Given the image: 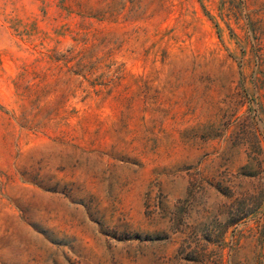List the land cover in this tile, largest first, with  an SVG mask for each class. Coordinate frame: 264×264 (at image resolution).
I'll list each match as a JSON object with an SVG mask.
<instances>
[{"label": "rangeland", "instance_id": "1", "mask_svg": "<svg viewBox=\"0 0 264 264\" xmlns=\"http://www.w3.org/2000/svg\"><path fill=\"white\" fill-rule=\"evenodd\" d=\"M260 56L264 0H0V264H264Z\"/></svg>", "mask_w": 264, "mask_h": 264}, {"label": "trees", "instance_id": "2", "mask_svg": "<svg viewBox=\"0 0 264 264\" xmlns=\"http://www.w3.org/2000/svg\"><path fill=\"white\" fill-rule=\"evenodd\" d=\"M259 36H254L253 40L259 41ZM259 43H255V46H259ZM259 61L261 56L258 58ZM263 64V61H260ZM261 66V65H260ZM202 241L203 239H195V240H184L181 244V255L182 257L179 258L180 264H211L213 261H210L207 255V245H204ZM218 264H222V256H218Z\"/></svg>", "mask_w": 264, "mask_h": 264}]
</instances>
